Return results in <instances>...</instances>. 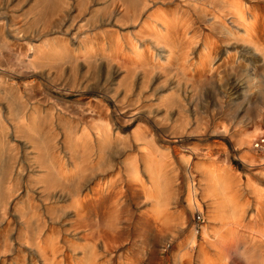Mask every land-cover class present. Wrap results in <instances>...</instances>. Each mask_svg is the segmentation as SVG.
<instances>
[{"label": "bare ground", "instance_id": "1", "mask_svg": "<svg viewBox=\"0 0 264 264\" xmlns=\"http://www.w3.org/2000/svg\"><path fill=\"white\" fill-rule=\"evenodd\" d=\"M42 1L36 20H42L40 26L29 29L26 25L20 30L14 28V33H10L13 39L22 41L27 47L26 67L34 69L35 56L45 52L41 46L44 33L59 32L61 36L49 51L50 57H47L48 54L44 57L45 64L52 55L61 56L64 52H70L68 63L71 70L84 65L93 70V73L95 70H104L110 77L118 72L120 66H125L126 72L140 74V79L143 80L134 102L129 100L127 91L122 95L116 92L111 96L115 112H118L117 119L123 123L121 126H113L112 113L108 112L107 106H91V109H86L94 115L89 123L82 120L66 129L64 149L57 142L48 146L46 141L41 140L40 157H36L32 165L23 167L17 162L15 166L0 168V264H101L100 252L94 250V242L100 236L103 251L106 252L104 256L108 254L112 260L118 236L111 231L95 235L89 230L94 222H99L100 217L110 208L111 200L116 199L120 193L116 180L123 178L125 184L130 183L121 174L115 180L108 178L112 172H109V168H114L111 154L126 148L132 150L136 146L152 184L158 186L163 180H178L176 175L169 179L163 173L165 167L176 165L164 152H160L149 127L136 126L131 136L121 137L120 131L144 118H152L164 129L171 108L174 107L176 117L172 121L177 134L175 138H181V130L187 123V109H184L177 96L176 100L168 102L165 95L162 100L156 95L168 89L167 85L175 88L184 86L188 75L214 73L227 65H234L246 71L247 77H252L239 81V88L246 92L256 88L264 93V0H77L72 14V11H63L67 0ZM94 2L102 4L103 10L92 13L90 8ZM48 13L52 17L47 21ZM88 14V19H83ZM81 19L83 22L79 23ZM1 25L0 21V29ZM125 27H131L135 31L124 32ZM69 45L75 46L69 48ZM166 70L176 73L172 74L175 77L171 78L169 74L165 77ZM152 74L163 80L148 92L155 80L150 78ZM131 86L129 89L133 88ZM196 86L194 83L193 92L196 91ZM81 88L84 89V86ZM237 89L236 86L232 88L233 91ZM38 109L34 104L29 107L23 104V116L17 119L15 126L17 129H26L23 136L29 138L31 132L35 133L36 126L32 125L31 118L40 113ZM259 117L264 124V110ZM194 126L195 129L189 133L197 131V125ZM113 127L117 130L114 131ZM257 131L256 126L249 131L245 130L237 135V140L244 148L249 149L250 140ZM263 146L264 139L254 148L261 150ZM191 152L194 156L200 155L195 151ZM200 156L210 158L211 154L206 152ZM138 159L131 157L127 160L124 171L126 174H133L135 179L133 175L131 177L134 181L141 182L137 170L141 159ZM178 159V165L188 164L187 157L180 156ZM194 167L204 172L201 195L204 200L209 201L213 223L218 224L213 235L218 237L222 230L236 224L244 204L239 205L230 198L232 195L228 196V190L236 187L229 174L222 171L214 173L207 163L194 164ZM32 171L38 172L36 175L39 179L34 183L29 181V184H23L22 189L23 178L28 180ZM188 177L192 178L190 173ZM192 180L187 186L186 200H189V206L197 210L199 204L196 196L199 192L193 187ZM238 183L235 182L234 185ZM176 190L175 187L171 188L173 196ZM168 191L158 190L155 195L163 202V207L165 199L170 197ZM23 197L25 198L22 200ZM62 201H68L67 206H50ZM164 209H161V213L167 211ZM156 212L158 214L159 211ZM157 218L156 216L153 220ZM163 218L165 220L162 224L169 225L171 218ZM144 219L151 222L147 216ZM210 233L207 226L202 228L204 237ZM261 236L264 237V234ZM194 242L195 234H192L187 246H193Z\"/></svg>", "mask_w": 264, "mask_h": 264}, {"label": "rangeland", "instance_id": "2", "mask_svg": "<svg viewBox=\"0 0 264 264\" xmlns=\"http://www.w3.org/2000/svg\"><path fill=\"white\" fill-rule=\"evenodd\" d=\"M42 2V0H0L2 23L0 29L2 33L0 34V168L15 166L17 162L21 166L24 165L23 167L32 165L34 159L40 157L41 140L46 141L48 146L57 142L64 149L67 141L63 140L66 139L64 136L66 129L82 120L89 123L94 115L92 116L90 110L86 109H91V106L100 104L107 106L108 112L112 113L113 126L116 128L121 126L123 123L117 119L118 112H115L112 94L117 92L122 95L127 91L129 100L134 102L141 89L143 79H140V74L126 72L125 66H120L118 72L110 77L104 70H98V72L95 70L93 73V70L84 65L71 70L68 63L70 52H64L61 56L52 55L45 64L44 57L54 48L57 39L61 36L59 32L44 33L41 46L45 52L35 56L34 69L26 67L27 47L22 41L13 39L10 33H14L12 31L14 28L20 30L26 25L29 29L38 28L42 20L40 22L36 20L40 14ZM76 2L77 0H67L63 8L64 13L68 11H72L71 14L74 13ZM90 9L93 10L92 13H95V11H102L103 7L102 4L94 2ZM50 16L52 17L48 13L47 21L51 19ZM88 16L89 14L85 15L83 19H88ZM83 19L79 23H82ZM126 30H129V33L135 31L131 27L126 28L124 32ZM74 46L69 45V48ZM47 57L50 55L48 54ZM169 71L166 70L164 76L169 74L171 78L175 77L173 75L176 73ZM246 74V71L234 65L232 67L227 65L214 73L192 76L187 74L186 84L181 87L175 88L166 83L169 88L161 94L157 93L156 96L162 100V96L165 95L168 102L178 98L184 109H187V123L181 130V138H175L177 134L173 128L175 123L172 121L176 117L174 107L171 108L173 112H170L166 125L163 126L164 129L152 118H144L127 125L120 131L121 137L131 136L138 126L149 127L157 140L156 145L160 152H164L176 165H171L173 167L169 165L168 168L165 167L166 171L162 169L164 170L162 172L166 173L169 179L176 175L178 180L176 182L163 180L158 186L152 184L145 170L146 165L140 156L141 153L137 151L136 146L132 150L126 148L111 154L114 168H109L112 175L110 173L108 178L114 179L121 174V177H126L130 183L125 184L123 178L116 180L115 184L119 188L116 189L120 193L116 199L111 200L110 208L100 217L99 222H94L89 230L95 235L111 231L118 236L119 241L113 249L112 260L109 259L108 254L104 256L106 252L103 251L101 237L99 236L97 241L94 240L96 245L94 250L100 252L101 264H117V262L119 264H264V237L261 236L262 233L264 234V146L261 150L254 148L258 138L264 139V124L259 117L264 110V93L256 88L247 92L239 88V84L237 85L239 81L242 82L246 78L252 79ZM150 78L155 80L148 92H151L163 80L158 79L155 74H152ZM194 83L197 86L196 91L193 92ZM130 85L132 89H129ZM83 86L84 89L81 88ZM235 86L238 87L237 91L232 90ZM230 93L232 95L228 96ZM129 100L125 101L129 103ZM153 103H156L155 100ZM23 104H27L28 107L34 104L40 112L31 118L32 125L36 127L34 126L35 133L31 132L29 138L23 136L26 129L15 127L18 123L17 119L23 116ZM194 125H197V131L194 134L189 133L195 129ZM255 126L258 127V131L250 140L249 149H246L237 140V135ZM116 130L114 128V131ZM191 151L200 155L208 152L211 157L194 156ZM180 156L188 158L187 168L184 164L178 165ZM131 157L141 159L137 169L141 182L134 181L133 174V178L128 173L130 178L126 176L124 163ZM206 163L210 164L209 169L213 168L214 173L222 171L229 174L236 183H240L234 185V182L233 186L236 187L228 190V196L232 195L233 197H229L239 205L244 204L243 212L239 214L236 224L222 230L218 237L213 235L218 224L213 223L208 207L209 201L204 200L201 195L204 172L194 167V164ZM169 168L177 169H172L173 174ZM36 173L38 172L29 173L31 177L28 180L23 178L22 189H24L23 184H29V181L34 183L36 179H39ZM189 173L192 178L188 177ZM190 179H193V187L199 192L196 196L199 204L197 210L189 206L190 204H187L189 200H186ZM174 187L177 189L175 196L170 191ZM164 189L166 191L170 189L168 193L171 198H164L167 202L164 201L166 204L163 207V202H160V198L155 195L158 190L164 192ZM168 193L167 196H169ZM67 204L68 201H62L50 206L58 208ZM162 208L167 211L161 213ZM156 211H159L158 214ZM195 211L200 212L202 219L197 232L194 230L195 222L193 221ZM146 216L151 219V222L145 221ZM156 216L157 220H153ZM165 216L171 218V225L170 223L162 224ZM204 226L211 231L207 237L202 235ZM192 234H195V242L193 246L188 247L187 243ZM76 243L80 242L76 241Z\"/></svg>", "mask_w": 264, "mask_h": 264}, {"label": "built area", "instance_id": "3", "mask_svg": "<svg viewBox=\"0 0 264 264\" xmlns=\"http://www.w3.org/2000/svg\"><path fill=\"white\" fill-rule=\"evenodd\" d=\"M262 143V138H258V140L254 143V147L259 146ZM193 221L195 222L194 227H195V232L198 231V226L199 224L202 222L201 219V214L198 211L194 212V217H193Z\"/></svg>", "mask_w": 264, "mask_h": 264}]
</instances>
